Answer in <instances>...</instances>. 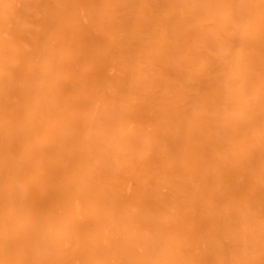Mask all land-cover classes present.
I'll use <instances>...</instances> for the list:
<instances>
[{
  "label": "bare ground",
  "instance_id": "bare-ground-1",
  "mask_svg": "<svg viewBox=\"0 0 264 264\" xmlns=\"http://www.w3.org/2000/svg\"><path fill=\"white\" fill-rule=\"evenodd\" d=\"M262 122L261 0H0V264H260Z\"/></svg>",
  "mask_w": 264,
  "mask_h": 264
},
{
  "label": "snow or ice",
  "instance_id": "snow-or-ice-1",
  "mask_svg": "<svg viewBox=\"0 0 264 264\" xmlns=\"http://www.w3.org/2000/svg\"><path fill=\"white\" fill-rule=\"evenodd\" d=\"M261 4L264 5V0H261ZM243 23V22H241ZM197 49L193 43H189L187 47L184 49L183 55L191 59L194 55H196ZM201 73L210 71L209 66L201 60ZM189 80H193L194 77L189 75ZM262 134H264V122H262ZM214 166L219 167L221 169L222 175L218 177L216 182V192L212 194L210 197V202L214 206L217 215L221 222V227H224V220L227 216L228 210L235 206V201L232 199L231 195L228 194L227 188L230 182V178L235 174L242 176L244 179L253 178L254 179V169L251 163H246L245 166L240 169L239 164L240 160L237 155H234L231 152H219L214 158L213 161ZM260 182L264 185V156H262V163L260 168ZM217 196L220 199H217ZM23 207V204L20 205ZM248 211L251 212L252 209L249 206ZM260 214H261V248L262 253H264V198L261 200L260 205ZM26 219V218H25ZM233 229L235 228V221H233L232 225ZM6 247H11L13 241L11 238L4 241ZM212 243L219 249L223 251H227V239L224 237L213 238ZM22 264H33L32 261H24ZM151 264H158V262H151ZM189 264H204V262L192 261ZM207 264H251L249 261H240V260H224V261H212L207 262ZM260 264H264V259L260 261Z\"/></svg>",
  "mask_w": 264,
  "mask_h": 264
}]
</instances>
